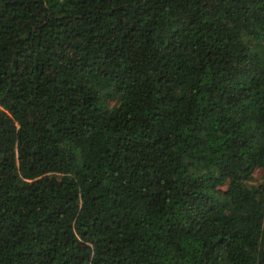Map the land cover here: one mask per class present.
Listing matches in <instances>:
<instances>
[{"label":"trees","instance_id":"16d2710c","mask_svg":"<svg viewBox=\"0 0 264 264\" xmlns=\"http://www.w3.org/2000/svg\"><path fill=\"white\" fill-rule=\"evenodd\" d=\"M0 264H264V0H0Z\"/></svg>","mask_w":264,"mask_h":264},{"label":"rangeland","instance_id":"374dc122","mask_svg":"<svg viewBox=\"0 0 264 264\" xmlns=\"http://www.w3.org/2000/svg\"><path fill=\"white\" fill-rule=\"evenodd\" d=\"M254 178L257 180L259 179V177L262 175V170L261 169H257L255 172H254Z\"/></svg>","mask_w":264,"mask_h":264}]
</instances>
